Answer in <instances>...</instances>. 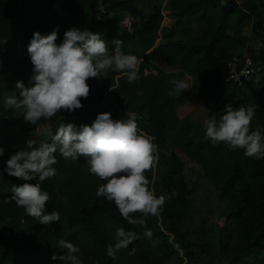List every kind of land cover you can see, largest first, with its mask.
Returning <instances> with one entry per match:
<instances>
[{"label": "trees", "instance_id": "trees-1", "mask_svg": "<svg viewBox=\"0 0 264 264\" xmlns=\"http://www.w3.org/2000/svg\"><path fill=\"white\" fill-rule=\"evenodd\" d=\"M98 1L104 7L100 20L95 9ZM151 1L147 0L150 9L146 11L144 3L138 7L134 0H29L31 5L27 7L21 0H0V50L9 59L8 85L15 88L16 82L22 80L28 86L32 65L27 47L36 31L45 34L58 26L56 42L59 44L69 28H87L100 34L109 51L113 48L110 41L118 38L123 41L122 52L135 54L142 62L139 79L131 84L126 75L109 70L108 78L117 77V84L109 95L115 104L125 103L127 106L123 107L127 111L141 116L137 121L138 130L154 137L159 148L167 141L171 144L166 154L157 153L155 162L160 170L155 195L166 194L171 198L166 199L159 215H148L144 225L128 224L114 203L96 197V189L104 181L88 172L83 156L76 161L65 160L57 151L54 154L57 163L53 165L57 174L43 182L36 175L30 181L39 183L50 194L46 210L55 209L60 214V220L49 225L39 224L14 201L4 203L12 195L13 184L24 181L7 173L0 174V264H57L50 257L53 253L63 254L64 250L58 248L60 239L80 247L84 264H179L180 253L191 258L193 251L183 227L193 192L189 190L184 165L175 150L196 164L206 184L215 190V209L224 218L220 228L221 249L228 264H264V159L246 157L242 149L232 151L223 143L213 145L205 139L199 120L179 119L177 91L171 83L174 79L190 78L192 92L211 117L223 114L229 103L233 107L254 106L256 114L250 129L264 131L261 103L264 77L260 82L257 80L260 70L264 73V48L259 51V60L251 54L258 72L250 82L242 88L227 82L228 62L234 55L246 52L245 31L249 23L258 37L264 30V0H160L166 2L165 7L158 1L150 4ZM123 14L135 20L130 34L118 25ZM262 42L264 45V39ZM97 79L89 78L86 82L91 86ZM252 85L258 86L259 92H250L248 88ZM2 94L0 89V147L5 149L4 156L0 157V171L11 154L28 150L29 140L28 127L7 130L3 126L6 120H24L19 110L4 109ZM104 94L105 90H101L98 103ZM91 97L89 93L81 101ZM110 107L97 104L96 108L75 113L77 116L66 111L56 113L49 120L50 133L43 142H50V135L62 123H74L77 127L90 125L103 112L119 119L113 106ZM154 168L144 173L150 184ZM82 171H86L85 180L76 181ZM63 175L70 179L59 181ZM57 186L66 189L65 204L53 198ZM173 192L175 195H171ZM130 215L143 217L140 212ZM120 227L134 232L137 238L117 250L113 258L107 255V247L116 243V230ZM146 229L152 231L151 238L144 235ZM230 230L234 241L229 248L223 240L230 238L226 236ZM133 247L136 252L130 255Z\"/></svg>", "mask_w": 264, "mask_h": 264}, {"label": "clouds", "instance_id": "clouds-1", "mask_svg": "<svg viewBox=\"0 0 264 264\" xmlns=\"http://www.w3.org/2000/svg\"><path fill=\"white\" fill-rule=\"evenodd\" d=\"M58 26L51 32L41 34L36 31L27 47L32 65L28 86L22 80L15 84L18 95H10L3 101L5 110H19L23 120L37 125L42 119L50 120L59 110L75 111L81 108V98H87L89 78L107 77L109 70L126 74L128 83L139 79L138 57L122 52L123 41L113 38L109 51L100 34L87 28L73 26L63 33L58 44ZM174 91L188 89L185 81H171ZM254 106L233 107L225 105L223 114L213 115L204 120L205 139L213 145L223 143L229 150L242 149L246 157L264 159V131L251 130L255 116ZM150 137L138 130L137 116L127 111L122 119H113L110 112L98 113L89 124L77 127L74 123H62L50 142H26L28 150H17L5 162L0 174L7 173L24 183L13 184L12 195L4 203L14 201L22 207L26 215L35 218L39 224L49 225L59 221L60 214L55 209L46 210L50 200L48 191L39 183H30L39 176V181L54 177L57 169V151L65 159L73 161L83 156L88 172L98 177L100 183L96 197L114 203L121 217L132 225H144L148 215L157 216L163 210L166 199L171 196L155 195L145 172L158 160L157 145ZM5 149L0 147V157ZM171 195H175L173 192ZM140 212L141 218L131 213ZM144 235L151 238L152 231L146 229ZM136 234L123 227L116 230V243L108 245L107 255L115 258L116 251L127 247L136 239ZM58 248L63 254L53 253L50 259L57 264H84L78 245L60 239ZM136 252L131 249L130 255Z\"/></svg>", "mask_w": 264, "mask_h": 264}, {"label": "rangeland", "instance_id": "rangeland-1", "mask_svg": "<svg viewBox=\"0 0 264 264\" xmlns=\"http://www.w3.org/2000/svg\"><path fill=\"white\" fill-rule=\"evenodd\" d=\"M25 3H22V2ZM29 1V0H28ZM27 0H21V4L23 6L27 7L30 6ZM138 7L144 3V6L146 11H149L150 5L147 2V0H134ZM156 1L160 2V0H152L150 4L155 3ZM165 1V0H164ZM160 2L164 7L166 6V2ZM26 4V5H25ZM125 15V14H123ZM252 23H249V25L246 28L245 34L247 36V46L244 51L252 54L255 59L260 58V50L264 48L262 39H264V30L260 31L261 36L258 37L252 32ZM242 51L241 53H243ZM8 57L6 56L5 52L3 50H0V89L3 92L2 94V100L10 95H14L17 93L16 88H13V86L8 85L6 83V79L8 76L7 71V61ZM260 63V62H259ZM258 63V64H259ZM263 70H260L258 79L259 82L264 77V73H262ZM108 78V77H107ZM106 77L98 78L96 81H94V84L90 86V94L91 98L87 99L86 101L82 102V107L79 109H76L75 111H66V110H59L57 113H63L66 111L68 114L75 113H82L86 109H93L97 107V104L103 106L104 108H111V105H108L106 107L105 102L99 101V94L100 91L103 89H99L100 86H103L104 80L106 81ZM183 81L186 82L188 85V89L183 90L182 92H176V112L177 117L179 119L185 118L189 121H196L199 120L202 125L204 120L211 118L210 115L203 109L201 104L199 103L198 98L194 95L191 89V80L187 77L183 78ZM258 82V81H257ZM262 86H264V83H262ZM248 90L250 92H259V87L256 85L249 86ZM105 98L110 96L108 94L103 95ZM102 98V100L104 99ZM101 100V101H102ZM113 102V100H112ZM120 104V102H118ZM261 103L264 105V95L261 96ZM115 111V117L122 119L125 114L127 113V109L123 106H127L125 103L118 105L113 102ZM136 114V113H135ZM77 116V115H75ZM137 121L141 118L139 114H136ZM50 125L51 123L49 120H41L37 123V125H31L27 122H19V121H11L6 120L3 123V126L5 129L9 130L11 127H19L22 128L28 127L29 133L28 137L29 139H34L36 141V145H39L43 141H45L50 133ZM153 143H155V140H153ZM157 145V144H156ZM171 144L167 141L164 143V145L159 148L157 145V151L156 154L159 152H163V154H166V149L169 148ZM175 153L178 155V157L182 160V163L184 165L185 170V179L188 184L189 190H191L193 193L191 195L190 199V205L191 209L186 217V220L184 222L183 227V233L186 237V240L190 242L191 249L193 251V256L191 258L183 256V254H179L180 260L179 264H228V261L226 259V255L223 253L221 249V227L224 224V218L222 216V213L220 210H216V197H215V190L208 186L206 184V181L204 180V177L200 173L198 167L196 164L191 163L187 157H185L181 152L178 150H175ZM156 163H154L153 167V178L151 181V189L154 190L155 193V184L157 183L158 177L160 175V170L156 168ZM86 178V171H82L79 174V178L76 181L79 180H85ZM70 178L67 175H63L59 177V181L66 182ZM155 182V183H154ZM154 183V184H152ZM65 196H66V189L57 186V188L53 192V198L55 202L59 204H65ZM232 227V226H230ZM232 230V229H231ZM227 231L226 236L230 237L223 240V243L227 245V247L230 248L234 241V235L232 231ZM172 264H177L175 262H172Z\"/></svg>", "mask_w": 264, "mask_h": 264}, {"label": "built area", "instance_id": "built-area-1", "mask_svg": "<svg viewBox=\"0 0 264 264\" xmlns=\"http://www.w3.org/2000/svg\"><path fill=\"white\" fill-rule=\"evenodd\" d=\"M95 9L96 18L100 20L104 11V7L101 1L97 2ZM134 22L135 20L133 16L125 14L119 20L118 25L122 31L130 34L132 32ZM138 61L139 69L142 60L138 58ZM257 72L258 70L254 67L250 53L244 52L241 55H234L227 64V82H229L234 87L242 88L256 76ZM121 74L126 75L123 72H121ZM101 102H105L106 107L108 105L114 106L111 96H108L106 98L104 97Z\"/></svg>", "mask_w": 264, "mask_h": 264}, {"label": "crops", "instance_id": "crops-1", "mask_svg": "<svg viewBox=\"0 0 264 264\" xmlns=\"http://www.w3.org/2000/svg\"><path fill=\"white\" fill-rule=\"evenodd\" d=\"M107 78V77H106ZM188 78V77H187ZM190 79V78H189ZM117 84V77L114 78H107L106 81L104 80L103 86H100L99 89L105 90V94H108L110 89Z\"/></svg>", "mask_w": 264, "mask_h": 264}]
</instances>
